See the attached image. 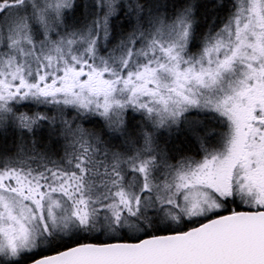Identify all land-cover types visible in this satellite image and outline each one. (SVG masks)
<instances>
[{
	"label": "snow or ice",
	"instance_id": "snow-or-ice-1",
	"mask_svg": "<svg viewBox=\"0 0 264 264\" xmlns=\"http://www.w3.org/2000/svg\"><path fill=\"white\" fill-rule=\"evenodd\" d=\"M0 264H264V0H0Z\"/></svg>",
	"mask_w": 264,
	"mask_h": 264
}]
</instances>
